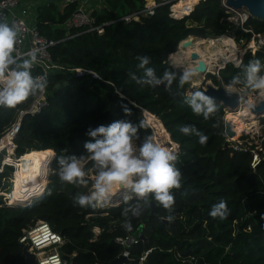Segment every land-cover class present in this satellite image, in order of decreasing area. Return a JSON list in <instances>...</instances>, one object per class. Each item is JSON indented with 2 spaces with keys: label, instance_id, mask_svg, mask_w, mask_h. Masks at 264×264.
Instances as JSON below:
<instances>
[{
  "label": "trees",
  "instance_id": "trees-1",
  "mask_svg": "<svg viewBox=\"0 0 264 264\" xmlns=\"http://www.w3.org/2000/svg\"><path fill=\"white\" fill-rule=\"evenodd\" d=\"M101 1L106 8L92 11L94 24H103L101 33L83 32L84 27H80L70 29V34L78 33L69 38H64L61 24L73 4L65 5L61 11L53 1L33 6L38 32L55 41L48 48L51 60L91 70L97 77L49 74L45 104L37 113L21 116L13 138L16 159H5L12 162L14 170L2 167L0 192L6 189L11 172H15L18 175L14 183L26 193L11 194L7 197L9 205L0 194V264H35L24 259L17 240L21 230L36 220L45 221L60 235L63 242L57 252L71 264H108L123 251L127 252L126 264H138L141 257V264H264V138L260 150L227 141L222 105L216 104V112L206 120L184 103L185 96L201 91L197 87L188 88L185 83L178 88V81H174L170 88H141L128 76L130 71L142 74L136 67L137 56H148L149 67L157 75L165 70L181 71L166 60L177 51L178 42L189 36L211 39L232 32L235 43H256V35H260L262 45L253 51L245 49L237 65L228 61L216 73H206L214 86H227L233 76L242 74V66L250 60L258 58L264 63V21L248 16L235 26L228 20L230 12L226 13L217 0L201 1L178 19L169 16V4H161L162 0ZM150 2L157 4L151 15L126 22L118 20ZM32 74L38 75V70H32ZM236 89L242 97L253 93L240 86ZM34 97L16 108L0 107V135ZM142 109L160 121L178 147L176 166L182 174L181 188L172 193L174 220L165 219L169 213L151 202L153 209L149 205L141 208L140 217L129 213L133 230L126 232L122 228L125 217L121 212L126 207L123 201L113 207L74 205L72 197L86 189L61 183L55 170L58 157L84 152L90 128L125 120L138 127L139 140L150 137L151 130L141 122ZM259 123L264 135V119L260 117ZM186 124L195 125L208 137L207 143L201 145L198 138L182 135L178 127ZM253 153L257 163L251 167ZM46 157L49 162L43 171L46 175L48 166L45 184V177L39 169L31 170V165L36 167ZM86 167L90 169L91 163ZM114 190L113 194L118 189ZM39 193L38 198H32ZM30 199L35 200L19 206ZM221 200L227 203L228 215L212 218L209 212ZM116 238L132 241L120 245Z\"/></svg>",
  "mask_w": 264,
  "mask_h": 264
},
{
  "label": "clouds",
  "instance_id": "clouds-1",
  "mask_svg": "<svg viewBox=\"0 0 264 264\" xmlns=\"http://www.w3.org/2000/svg\"><path fill=\"white\" fill-rule=\"evenodd\" d=\"M21 40V27L0 18V107L16 108L30 97L43 93L48 86L46 73L36 76L32 74V69L38 63L40 49L18 51L17 45ZM136 59L139 61L136 67L142 70V74L130 71L128 76L141 88L160 85L170 88L174 81H178V88H182L197 74L194 68L183 67L179 72L165 70L157 75L156 70L149 67L151 61L148 56H137ZM171 67L180 68L181 64L173 61ZM262 72L264 63L258 58L250 60L242 66V74L232 77L227 85L228 93L237 86L246 91L264 92ZM184 103L195 115H202L206 120L216 112L215 99L203 91L197 90L185 96ZM37 112L34 110L33 114ZM178 131L184 136L198 138L197 142L201 145L207 143L208 137L195 125H181ZM137 133L138 127L125 120L90 128L86 132L90 139L83 143L84 152L58 157L55 170L61 183L86 189L72 197L74 205L80 207H106L113 199L114 189H120L121 199L126 205L121 212V216L125 217L122 228L126 232L133 230L131 219L127 218L129 213L138 218L142 214L140 209H145L151 202L169 213L165 219L169 222L174 220L171 213L175 198L172 193L174 189L181 188L182 174L176 166L178 147L164 148L147 136L139 140ZM89 162L90 169L86 167ZM228 212L226 201L221 200L212 206L209 215L223 219Z\"/></svg>",
  "mask_w": 264,
  "mask_h": 264
},
{
  "label": "built area",
  "instance_id": "built-area-1",
  "mask_svg": "<svg viewBox=\"0 0 264 264\" xmlns=\"http://www.w3.org/2000/svg\"><path fill=\"white\" fill-rule=\"evenodd\" d=\"M42 0H0V18L6 19L9 23L15 22L22 29V40L21 43L17 45L18 51H26L29 48H38L40 49V55L38 57V63L32 70H38V75L46 73L47 76L49 74L58 73L64 78L67 77H79L84 74H88L92 77H97L94 72L91 70L69 66V65H60L51 60L48 48L52 46L55 41H51L42 36L34 23V16L30 15V9L35 4L41 2ZM44 1H53L59 11L68 4H73V10L67 15V17L62 22L61 26L65 31V37L69 38L74 36L75 34H70V29L84 27L83 32H91L95 31L97 34H100L102 31L103 24H94V18L92 16V11L94 10L93 6H91V2L94 0H44ZM99 1V0H98ZM177 0H162L161 4L168 3V11L169 16L173 18L176 17L174 11L172 9L173 3ZM204 0H183V2L189 3L195 6L197 3ZM219 5L225 9L226 13L234 12L236 10L226 9L225 1L226 0H217ZM157 4H153L152 2L146 5L144 8L131 12L129 14H125L118 18V20L128 21L130 19L136 20L139 16H147L151 15L153 12V8ZM183 16V15H182ZM262 45V37L260 35H256V43L253 45L254 49L256 46ZM45 104L44 102V92L36 95L34 99L30 102V104L24 109L19 111L14 121L7 126L3 133L0 135V171L3 166L12 165V162H7L5 159L13 158L14 156V144L13 138L18 131L19 123L21 116L23 114H33L34 110H38ZM143 122L150 130H151V140L154 139V135L152 136V129L147 125L144 120V115L142 114ZM171 149H176L177 145L174 143L173 145H167L166 147H170ZM234 148H237L234 146ZM18 156L17 158H19ZM10 159V160H11ZM5 163V164H4ZM257 163L256 154H252L251 159V167H253ZM18 243L21 246H25L27 252L31 253L34 257L33 261L35 264H71L69 261L61 258L57 252V248L62 244L63 240L60 235L51 230L49 225L45 221L36 220L32 225L27 226L25 229L21 230V234L18 238ZM115 241L120 245H126L132 238H125L124 240L120 238H116ZM122 256L126 257L127 252L123 251L121 253ZM143 257L139 258V263L141 264Z\"/></svg>",
  "mask_w": 264,
  "mask_h": 264
},
{
  "label": "bare ground",
  "instance_id": "bare-ground-1",
  "mask_svg": "<svg viewBox=\"0 0 264 264\" xmlns=\"http://www.w3.org/2000/svg\"><path fill=\"white\" fill-rule=\"evenodd\" d=\"M173 4L174 5L172 6V9L176 17L186 15L193 8L191 4L183 2V0H177ZM214 40L215 42H207L202 39L196 38L195 40L185 44V46L179 43L178 44V46L180 45L179 46L180 49L178 51L179 54L178 53L172 54L170 59L168 60V64H170L171 66L173 61H178L181 64V69L183 67L194 68L196 61H191L189 59V55L190 53L195 52L197 53L199 59H201L204 63L205 72L210 73L213 71L214 67L216 68L222 67L226 62L231 61V59L234 56V50L236 48L234 42L228 36H224V35L218 36V38ZM196 73L198 72L196 71ZM198 83L199 82L192 81V85H196ZM258 96H262V93H260ZM249 104H251V100H247L246 102L241 104L239 108L236 110L237 113L227 112L225 114V120L231 122V120L239 119L240 117H242L244 120L247 118L250 119V117H252V114H250L248 111ZM142 112L145 118L144 119L145 122L153 130L155 139L158 140L159 145L162 144L161 146L164 148L167 145H173L174 143L169 139V136L162 127L160 121L143 109ZM237 123H238V127L234 132L235 137L237 133L242 129V123L241 122H237Z\"/></svg>",
  "mask_w": 264,
  "mask_h": 264
},
{
  "label": "rangeland",
  "instance_id": "rangeland-1",
  "mask_svg": "<svg viewBox=\"0 0 264 264\" xmlns=\"http://www.w3.org/2000/svg\"><path fill=\"white\" fill-rule=\"evenodd\" d=\"M44 1V0H42ZM98 4H96L94 7V10L93 11H96V12H101L102 9L106 8L105 6V3L102 2L101 0H99L97 2ZM34 10H33V7H31L30 9V15L31 16H34ZM246 18V11L244 9H239V10H236L234 11L233 13L230 12L229 14V17H228V20L231 21L235 26H237L238 24H240L242 21H244V19ZM224 36H228L232 39L233 41V35H232V32H228L226 34H224ZM218 37H215V38H211V39H202L204 41H207V42H215L214 39H217ZM196 38L195 37H192L191 38V41L195 40ZM197 39H200V38H197ZM209 40V41H208ZM234 42V41H233ZM255 42L253 40L249 41L248 43H243V41H239L238 43H235L234 42V45H235V50H234V56H233V60L231 59L230 62H232L233 64L237 65L239 63V59H240V56L241 54L243 53V51L245 49H250L251 51L254 50V45ZM178 46V45H177ZM177 49V47H176ZM175 49V50H176ZM180 48L177 49V51L174 53V54H177L178 51H179ZM179 54V53H178ZM166 63L168 64V60H166ZM170 65V64H168ZM218 68L214 67L213 71L212 72H204V73H197L191 81L187 82L188 84V88H192V87H197V86H191L192 85V81H196V82H200L201 80H204L206 79V73H209V74H214L216 73ZM182 70V69H181ZM202 78V79H201ZM205 83H208V84H212L209 80H205ZM197 85V84H196ZM213 85V84H212ZM260 93H262V96H258ZM261 98H264V92H260V91H255L253 93H250L248 95H245L243 97V101L246 102L247 100H251V103L255 104L259 99ZM253 100V101H252ZM237 110V109H236ZM235 111H229V110H226L225 109V113L226 114L227 112H231V113H235ZM237 113V112H236ZM143 114V113H142ZM141 114V115H142ZM253 117V115H252ZM250 117L247 118V119H243L242 117H240L239 119H233L231 120V122L225 120V115L223 116V121H227L228 125H229V128L235 132V130L237 129L238 127V123L237 122H241L242 123V129L237 133L236 137L235 135H233L232 137H228L227 138V141H231L233 143H236V144H241V143H246V145H253L255 146V148L257 149H261V145H260V141L264 138V135L262 133V126L260 125L259 123V118L261 117L262 119H264V114L263 116H259V117H256V118H252ZM145 119V118H144ZM244 126V127H243ZM241 132V133H240ZM154 135L153 133V130H152V136ZM154 139H155V136H153ZM243 137V138H242ZM242 138V139H241ZM154 143H157L159 144L158 140L155 139V140H152ZM162 145V144H161ZM160 145V146H161ZM165 148H168L165 146ZM168 149H171V146L168 148ZM261 153L264 154V149H261ZM50 156V155H49ZM48 156V157H49ZM14 157V156H13ZM48 157L46 158H42L41 161L36 164L37 166L35 167L34 164L31 165V170L33 169V171H36L37 169H39L42 177H45L47 176V173H48V166H47V172L46 175L43 173L44 169H45V166L47 165L46 163V160H48ZM13 159V158H12ZM12 170H14V168H12ZM18 174H16L15 172H11L10 174V179H7V186H6V189H4L2 192H0V194H2V199H5L4 201H6L7 204H9V201L7 199V197L11 196V194L13 195H19V193H26L25 190H21L20 187L18 185H16L14 183V178L15 176H17ZM45 185V184H44ZM43 191V190H42ZM115 191V190H114ZM41 193H39L37 196H33L32 198H38L40 196ZM114 195V194H113ZM32 200H35V199H30V201L27 203V204H24V205H19V206H25V205H28L29 203H31ZM117 200H114L113 199V203H116Z\"/></svg>",
  "mask_w": 264,
  "mask_h": 264
},
{
  "label": "water",
  "instance_id": "water-1",
  "mask_svg": "<svg viewBox=\"0 0 264 264\" xmlns=\"http://www.w3.org/2000/svg\"><path fill=\"white\" fill-rule=\"evenodd\" d=\"M226 9L230 10H239L244 9L246 11V17H252L257 20L264 21V0H226L225 1ZM193 6L192 9H194ZM191 36L181 40V45L185 46L188 42L191 41ZM179 44V42H178ZM177 44V45H178ZM177 47V46H176ZM189 59L191 61H196L194 69L198 73L205 72V65L201 59H199L197 53L192 52L189 55ZM221 68V67H219ZM181 70V67L178 68ZM201 91L205 92L206 95H209L215 99L216 104L222 105V107L229 111H235L239 108L241 104L244 103L243 97L241 96L240 92L235 88L231 93H228L227 86H223L222 84H218L216 86L210 85L205 83V80H201L197 85ZM249 105H253V107H249ZM248 105V111L250 114L253 115V119L259 116H263L264 114V98L259 99L255 104L251 103ZM224 126V134L226 137H232L234 135V131L229 128L227 121H223ZM169 144V143H168ZM225 146V145H224ZM52 157V156H51ZM51 159V158H50ZM49 162V161H48ZM47 162V164H48ZM45 184H46V176H45ZM45 186V185H44ZM113 199L117 200L116 203H113ZM113 199L108 206H118L122 199H121V190L118 189L116 193L113 195ZM150 208L153 209V204H149ZM21 255L24 257L26 261H33L34 257L31 253L27 252L26 247H21ZM127 259L126 257L119 255L115 257L111 262L108 264H126Z\"/></svg>",
  "mask_w": 264,
  "mask_h": 264
},
{
  "label": "crops",
  "instance_id": "crops-1",
  "mask_svg": "<svg viewBox=\"0 0 264 264\" xmlns=\"http://www.w3.org/2000/svg\"><path fill=\"white\" fill-rule=\"evenodd\" d=\"M97 2H98V0H94V1H92V2H91V6H93V8H95L94 6H95L96 4H98Z\"/></svg>",
  "mask_w": 264,
  "mask_h": 264
}]
</instances>
